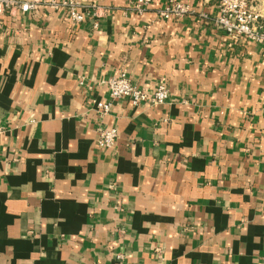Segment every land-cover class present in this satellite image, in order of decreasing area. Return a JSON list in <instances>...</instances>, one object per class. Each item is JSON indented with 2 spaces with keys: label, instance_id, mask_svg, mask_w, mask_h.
<instances>
[{
  "label": "crops",
  "instance_id": "1",
  "mask_svg": "<svg viewBox=\"0 0 264 264\" xmlns=\"http://www.w3.org/2000/svg\"><path fill=\"white\" fill-rule=\"evenodd\" d=\"M15 1L37 8L0 9V264H264V45L215 0H86L80 25ZM123 72L169 101L101 118Z\"/></svg>",
  "mask_w": 264,
  "mask_h": 264
},
{
  "label": "built area",
  "instance_id": "2",
  "mask_svg": "<svg viewBox=\"0 0 264 264\" xmlns=\"http://www.w3.org/2000/svg\"><path fill=\"white\" fill-rule=\"evenodd\" d=\"M159 0H131L133 9L143 13L147 8ZM219 15L214 20L215 25L229 35L232 39H246L264 45V13L254 7L249 0H215ZM50 7L55 11L67 12L69 20L74 25L87 21L91 15H96L93 3L86 0L50 1ZM37 8V3H21L15 0H0V9L10 12L20 9L23 13ZM190 9L180 2H170L160 11V16L165 21L179 20L188 15ZM111 102L98 105L101 118L108 116L113 108V103L118 100H127L133 106H159L166 104L170 99V92L165 84H160L154 89L139 87L128 79L123 72L118 77H112L103 82ZM5 133V128L0 125V140ZM119 134L116 128H100L98 131L97 145L102 149H111L115 146Z\"/></svg>",
  "mask_w": 264,
  "mask_h": 264
},
{
  "label": "rangeland",
  "instance_id": "3",
  "mask_svg": "<svg viewBox=\"0 0 264 264\" xmlns=\"http://www.w3.org/2000/svg\"><path fill=\"white\" fill-rule=\"evenodd\" d=\"M249 1L254 7L264 11V0H249Z\"/></svg>",
  "mask_w": 264,
  "mask_h": 264
}]
</instances>
